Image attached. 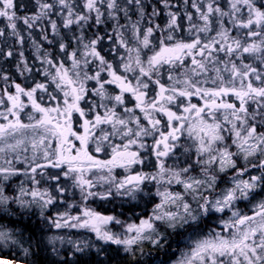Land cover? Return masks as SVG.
Returning <instances> with one entry per match:
<instances>
[{
  "label": "snow or ice",
  "instance_id": "1",
  "mask_svg": "<svg viewBox=\"0 0 264 264\" xmlns=\"http://www.w3.org/2000/svg\"><path fill=\"white\" fill-rule=\"evenodd\" d=\"M0 24V264H264V0H0Z\"/></svg>",
  "mask_w": 264,
  "mask_h": 264
},
{
  "label": "trees",
  "instance_id": "2",
  "mask_svg": "<svg viewBox=\"0 0 264 264\" xmlns=\"http://www.w3.org/2000/svg\"><path fill=\"white\" fill-rule=\"evenodd\" d=\"M161 20H163V17L161 18ZM177 190H180V189L177 187ZM238 207L240 208V210H243V211H246L247 210V208L245 207L244 203L239 204ZM226 218H227V216H225V219ZM218 225H219V221L215 217L209 219L206 222V224L204 225L203 232L201 233V235L208 234L209 231L211 229H213V228H216V230H219ZM52 232H55V229H53ZM186 247H187V245L184 244V243H182L179 247H177L176 244H173V252H174V254L173 253H169V256L168 257L164 256L163 253L155 254V252L153 250L154 255H157L158 256V258L156 260V264H160V260L161 259L168 260L169 261V264H172L173 261H175V260H177V259L180 258L181 253L186 250Z\"/></svg>",
  "mask_w": 264,
  "mask_h": 264
},
{
  "label": "rangeland",
  "instance_id": "3",
  "mask_svg": "<svg viewBox=\"0 0 264 264\" xmlns=\"http://www.w3.org/2000/svg\"><path fill=\"white\" fill-rule=\"evenodd\" d=\"M29 135H31V133L29 132ZM9 142H13L11 140V138H9ZM8 158H11V155H9ZM2 162V161H0ZM177 190V189H176ZM245 207L247 208L246 211L241 210L242 212L251 214L252 210H253V205L252 204H248L247 202H243ZM150 210V209H149ZM51 235H71L74 239L76 238H86L87 236L91 235L89 233L84 232L83 230L77 231V230H55V232L50 233Z\"/></svg>",
  "mask_w": 264,
  "mask_h": 264
},
{
  "label": "flooded vegetation",
  "instance_id": "4",
  "mask_svg": "<svg viewBox=\"0 0 264 264\" xmlns=\"http://www.w3.org/2000/svg\"><path fill=\"white\" fill-rule=\"evenodd\" d=\"M0 26H3L2 24H0ZM27 54H31V49H29V52L27 53ZM11 71H14V69H10ZM193 102L194 103H199V101H198V99L197 98H193ZM25 122H27L26 121V119H25ZM28 155H31V151L29 150V152L27 153ZM119 171V170H118Z\"/></svg>",
  "mask_w": 264,
  "mask_h": 264
}]
</instances>
